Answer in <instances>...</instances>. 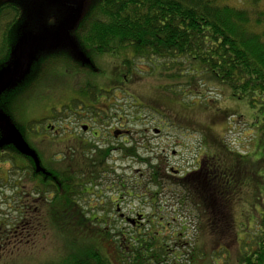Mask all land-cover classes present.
I'll return each mask as SVG.
<instances>
[{
  "label": "trees",
  "instance_id": "16d2710c",
  "mask_svg": "<svg viewBox=\"0 0 264 264\" xmlns=\"http://www.w3.org/2000/svg\"><path fill=\"white\" fill-rule=\"evenodd\" d=\"M20 11L14 2L0 3V72L11 64L14 56L16 45L11 32L20 17ZM73 37L78 53L72 54L77 60L71 59L69 62L77 64V69L79 63L89 67L95 63L93 66H97L96 57L99 55L117 54L121 50L128 54L123 55L122 59L126 71L117 74L115 82L111 83L117 91H124L121 86L124 81L126 90L132 92L133 85L138 82L131 73L132 65L145 62L148 64L146 70H158L157 76L163 78V86L170 92H184L187 96L196 94L200 98L203 94L201 87L205 82H216L226 86L232 96L247 100L253 109V124L259 130L255 146L260 148L255 150L259 159L255 162L249 160L247 153L233 151L227 146L225 148L224 141L212 133L209 121L196 119L191 108L176 104L171 96L160 97L157 94L159 101L155 103L133 93L139 103L146 104L144 107L153 109L158 115L166 117L165 111L169 112L173 116L172 120H168L170 125L173 123L177 128H188L194 132L203 130L201 148L206 147L202 139L214 144L212 154L202 151L200 158L194 161V170H188L178 178L167 173L169 170L161 165L163 161L160 155L158 163L154 165L147 157L139 156L140 161L145 160L152 172L151 181L159 185V179L169 177L171 185H177L187 193L185 197L191 199L199 210V219L205 222L210 243L216 242L219 237H227L230 210H234L236 201L245 199L242 206L252 211V217H245L244 220L249 222H241L242 238L237 233L232 237L238 247V264H264V0H97L87 17L78 21ZM55 57L68 60L65 53ZM109 64L111 70L118 71V63L113 64V59ZM77 69L73 72L71 68L70 75L74 77V73L78 74ZM99 72L103 73L102 70ZM95 76L88 74L83 80L76 79L74 84H78V90L69 102L75 109L82 105L83 114L103 120L102 112L96 106L101 97L112 94L99 90L93 83ZM8 81L0 89V112L7 115L5 118L32 153L17 146L0 125V163L8 164L4 175H0V189H11L13 199L16 197L21 204L17 220L0 218V251L5 242L31 234L41 223H35V208L43 207L49 211L46 215L52 221L61 218L63 224L68 225L65 228L73 233V224L83 233L93 231L89 226L91 222L106 223L107 212L98 216L97 212H91L90 206L84 208L80 201L85 194H93L95 187L103 185V177L109 173L118 178L117 184L107 179L118 185L116 198L132 193L131 189L124 190L121 184L126 185V182L111 166L108 159L110 149L99 148L92 141L69 140L63 136L60 139L52 137V142L46 141V138L35 140L33 136L36 133L31 134L32 129L35 124L42 128L45 118L26 120L22 99L26 94L27 82L19 85L18 90L10 91ZM127 85L132 89H128ZM193 102L191 104L200 107L199 102L194 99ZM65 109L64 105L60 111L51 109V120L64 118ZM210 110L213 112L210 117L212 121H216V118L224 120L228 113L221 107ZM136 111L139 114L135 117L138 118L143 109L136 108ZM74 113L78 120L85 119L80 113ZM196 121L204 126H195ZM34 143L53 146L54 152H51L50 158L60 161L63 168L53 169L49 163L51 159H44ZM117 144L124 155L127 152L136 155L133 145L127 148L122 142ZM65 152H69L68 157H60ZM261 170L258 176L256 172ZM25 179L31 185L23 194ZM104 191L100 189L95 195L101 196ZM157 194L154 191L151 195L152 204ZM247 195V198L252 199L251 202L246 201ZM53 202L59 207H52ZM108 204L110 211L114 206ZM38 205L40 207H36ZM56 209L58 213L51 211ZM112 230L114 226L110 229L94 228L96 238L92 243H84L76 248L72 255L63 260V264H112V256L117 264H145L150 259L165 261L167 250L164 237L158 231L157 234L146 233L153 234L148 237L138 233L136 238L131 236L125 239L121 230L116 233Z\"/></svg>",
  "mask_w": 264,
  "mask_h": 264
},
{
  "label": "rangeland",
  "instance_id": "374dc122",
  "mask_svg": "<svg viewBox=\"0 0 264 264\" xmlns=\"http://www.w3.org/2000/svg\"><path fill=\"white\" fill-rule=\"evenodd\" d=\"M3 2H14L21 9L20 17L14 24L11 32L15 45L23 41L52 40V38L58 35L61 23L73 16L75 12L74 7L68 5L64 0H0V3ZM96 2L97 0H82L79 20L85 16L87 17ZM76 27L77 24H74L67 31V36L74 40L72 41L75 45L77 43L73 34ZM61 48L72 52L71 47L67 45L54 46L52 48L30 47L25 55L31 54L32 57L25 63L21 72L10 78L7 82V85H11L10 91L18 90L19 85L27 82L25 83L26 94L22 99L26 120L50 116L51 109H62V106H67L75 95V78L70 75L72 71L70 69L73 68V72H76L77 64L70 63L64 57H55L60 54L58 51ZM73 52L75 54V51ZM53 53H55V56L52 55ZM123 55H126V53L124 54L121 50L117 54H103L96 57L98 63L96 67L103 71L102 74H99V77L95 76V79H93V83L99 90L106 91L107 86L113 83V81L115 82V76L119 73L123 74L126 71L125 64L122 62ZM103 56L105 57L103 58ZM74 59L76 58L74 57ZM112 59L113 64L118 63L119 72H115L114 69L111 70L109 63L110 61L112 62ZM133 65L131 73L135 75V80H138L133 85L135 90L133 89L130 92V90H126L123 87L124 91L119 90L115 92L117 97L116 95L115 97L112 96L110 99L104 100V102L109 103L110 101H114V105H112L114 107L111 106V111L114 117L116 114V122L117 116L122 115L124 117L123 120L127 121L126 124H129L131 130L139 129L140 124L144 121L148 122L149 126L153 124L156 126L161 125L162 132L160 136L148 142L149 152L145 154L146 156L158 154L162 157V161L168 165V168L172 167L183 172L194 168V161L200 158L202 151L212 154L214 144L211 141L202 139L203 146L206 145V147L201 148L200 136L201 134L204 135L203 130L194 132L190 129V131L187 130L188 128H177L175 124L173 126L170 125L168 120H172L173 116H170L169 112L165 111L166 117L158 115L153 109L144 107L147 106L146 104L139 103L133 93L137 94L136 96L147 97L155 103L159 101L157 94L160 97L171 96V99L176 101V104L191 108L192 114L196 119L202 118L200 119L201 121L210 122L212 133L215 137L224 141L225 148L228 147L233 151L247 153L249 154V160L253 162L259 159L258 153L255 152L256 149H260L258 146L255 148L259 137V130L256 124H253V109L249 107L246 99H238L232 96L226 86L216 82H205V85L201 87L203 94L200 98L196 97V94L187 96L184 92H170L164 88L163 84L165 82L163 78L157 76L158 70H146L148 69V64L145 62H137ZM77 72L81 77L79 79L83 80L90 70L84 69V66L80 64ZM77 86L78 84L76 83ZM127 88L132 89L130 85H127ZM193 99L199 102L200 107L191 104L194 103ZM18 104L20 105V103ZM219 107L222 110L226 109L228 113L224 120L216 118V121H212L210 117H212L213 112L210 109L215 111ZM72 108L74 107L72 106ZM136 108L143 109L138 118L135 117L139 114L136 113ZM3 115L7 118L6 114L3 113ZM64 118H61V120ZM159 120L163 122L159 123ZM52 121H54L52 123L55 125H61L59 121L56 122L57 120ZM179 123V126H181L182 123L180 121ZM195 126L201 127L204 125L196 121ZM152 133L150 130L148 136L153 137ZM133 137L137 136L132 135ZM35 140H39V137H36ZM53 140L52 137L46 139L49 142ZM139 143L142 144L140 138ZM34 145L39 147V151L44 159H51V152H54L53 146L44 143H34ZM54 145L56 148V144ZM141 152L144 154L143 150ZM117 157L119 156L117 155ZM130 157L128 156L124 160H116L114 164L116 166L115 173L122 175L120 178H123L122 180L126 182V188L132 190L130 195H124V200L120 203V212L132 218H135L137 213L143 214L144 224L137 228H131L129 222L121 220L115 207H112L108 211L109 204L107 197L112 191L105 190L101 197H97L95 194H85L80 201L83 207L88 208L90 206L91 212H97L98 216L102 212L104 213V211L105 213L107 212L105 214L107 216L106 223H102L101 221L98 223L91 222L89 226L92 227L93 231H84L83 233L73 227V224L71 226V229L75 231L73 233L71 230L68 231L65 228L68 225L63 224L61 218V220L52 221L46 215L49 211H45L43 207L39 209L35 208V223L38 221H41V223L37 224L31 234L17 240L14 238L5 242L2 251H0V264H63V260L68 255H72L76 251V248L84 245V243L85 245L92 243V240L96 238L94 228H99V230L102 227L110 229L113 226L114 230L112 231L116 233L121 230L125 234V239L131 236L136 238L138 233L145 234L148 237L149 235L157 234V231L160 233V236L164 237V247L167 250V256L165 255L166 258H164L165 261L156 262L150 259L145 264H238V247L232 240V237L237 233L239 238H242L243 233L240 230L241 222H249V220H244L245 217L247 219L252 217V211L242 206L245 199H239L240 203L236 201L233 206L234 210H230L227 237H219L216 239V242L210 243L208 242L205 222L199 219V210L190 201L191 199L185 197L187 193L181 187L171 185V182L168 181L169 177L159 179V185L157 182H152V172L148 166H140V164L135 163V160ZM149 161L151 165L158 163V160L152 157L149 158ZM49 163L53 169L59 170L63 168V164L60 161L51 159ZM7 168V163H0L1 176L4 175ZM140 172L143 174H140ZM260 173H262V170L256 172L258 176ZM28 179H25L23 182V194L31 185ZM103 179L101 182L103 185L111 182L117 184L118 181V178L113 174H106ZM107 179H112L113 181L110 182ZM117 186L115 185V189ZM256 188L257 185L254 186L255 190ZM154 191L158 192L154 203L155 209H153L154 204L150 201ZM33 195L37 196L36 194ZM13 196L14 193L11 189H0V198L2 199L0 202V218L2 220L4 218L7 221H15L19 217L21 204L16 197L13 199ZM247 197L248 195L246 196V201L251 202L252 199ZM101 200L103 202L99 204ZM54 202L51 206H58ZM36 207H40V205ZM51 211H57L58 213V209ZM38 217L41 219H38ZM149 232L153 234L147 235L146 233ZM221 239L223 240L220 241ZM72 243H75V245ZM214 258H216L215 261L213 260ZM114 259V256H112V264H117Z\"/></svg>",
  "mask_w": 264,
  "mask_h": 264
},
{
  "label": "flooded vegetation",
  "instance_id": "af4514ba",
  "mask_svg": "<svg viewBox=\"0 0 264 264\" xmlns=\"http://www.w3.org/2000/svg\"><path fill=\"white\" fill-rule=\"evenodd\" d=\"M58 52L65 53L68 57V61L71 59H74V56L70 50H64L61 48ZM54 54L55 53H53L52 55H54ZM104 57L105 56H103V58ZM79 65H80V63L78 64V67H79ZM82 65L84 66L85 69L90 70V72L88 74L99 76L100 72L98 73V71L100 69H97L96 66L95 67L93 66V65H96L95 63H92V65L90 67L86 66L85 64H82ZM74 77H75V80L81 78L79 73L78 74L75 73ZM125 81H126V79H125ZM121 83H122L121 86L124 87L125 82L123 81ZM77 90H78V88L74 84V92L77 93ZM116 91H117L116 86L113 84H109L107 86V90L105 92H108V93L110 92L111 94L113 92L112 96H115ZM112 96L109 94L108 96L101 97L100 103L96 106V108H98L102 112L103 120L91 118L89 114L84 115L82 108H81L82 105H78L77 108L73 110L72 104L69 103L65 109V114H66L65 118L61 121L59 120V122L61 123L60 126L52 123L54 121L51 120V115L46 116L42 128H41V125L37 124L35 127H33L31 134L36 133V136H34V139L36 137L37 138L39 137L40 140L45 139V138L46 139L51 138V137L61 138L63 136L69 140L74 139L76 141H78V140H80V141H84V140L92 141L96 145H98L99 148L107 147L110 149L108 159L111 162H113L111 166L114 168H116V166L114 165L116 163V160L117 161L120 159L124 160V159H127L128 156H131L130 158L131 159L133 158L135 160V163L140 164V166H143V165L147 166V164H146L145 160L140 161L139 156L144 157V158L147 157L148 159L152 157L155 160H158L157 159L159 157L158 154L149 155V156H146L145 154H147L149 152L148 151V149H149L148 142L151 141L152 139L160 136V134L162 132L161 125L156 126L153 124L152 126H149L148 122L144 121L142 124H140L139 129L131 130L129 127V124H126L127 121L123 120L124 117H122V115L117 116V122H116V120H115L116 117H114V114L111 111L112 107H114V106H112V105H114V101H110L109 103L104 102V100L110 99ZM60 110H61V108H59V111ZM120 110H122V109L120 108ZM74 112L80 113V115L84 116L85 119L83 118V120H81V121L78 120L76 118V115ZM56 122H58V121H56ZM160 122H163V121L159 120V123ZM171 125L173 126L174 124L172 123ZM150 130L153 132L152 133L153 137L148 136ZM132 135H136L137 137L132 138ZM139 138L142 140V144L139 143ZM120 142L124 143L127 148H130L133 145L136 149V155H133L130 152H127L124 155L123 151L120 150V147L119 148L117 147L118 146L117 143H120ZM110 145H112V147ZM142 150L144 151V154L141 152ZM61 154H62V156H60V157H68L69 152H65V153H61ZM117 155L119 157H117ZM162 163L163 164H161V165L165 166L166 169L169 170L167 173H170L173 176H177V178L181 177L187 173V171L180 172L179 170H176L172 167L168 168V165L166 163H164V161ZM194 164H195V162H194ZM191 170H194V169H191ZM140 174H143V173L140 172ZM108 180L111 181L112 179H108ZM121 185H122V187L124 186L123 187L124 190L127 189L126 185H124V184H121ZM119 187H121V186H119ZM96 188H97V190H96ZM100 189L112 191V192H110L109 196L107 197V201L116 208L118 215L122 219L129 222V224L133 227H138V226L144 224V221H143L144 215L143 214L137 213L136 217L132 218V217L125 216L122 212H120V203L124 200L123 197L125 194L116 198V191L117 190L115 189V185L113 183H111V184L108 183V184H104L103 186L95 187V192H99ZM95 192L93 191V194H95ZM96 196L101 197L100 195H97V194H96ZM102 202L103 201L101 200L99 203H102Z\"/></svg>",
  "mask_w": 264,
  "mask_h": 264
},
{
  "label": "water",
  "instance_id": "95a60500",
  "mask_svg": "<svg viewBox=\"0 0 264 264\" xmlns=\"http://www.w3.org/2000/svg\"><path fill=\"white\" fill-rule=\"evenodd\" d=\"M68 5L74 7L73 16L65 20L59 26L60 30L57 33L58 35L55 38H52L50 41H23L22 43H18L15 46L14 56L12 62L9 66H7L4 70L0 72V89L3 84L14 77L16 74L20 73L22 68L25 66V63L30 60L32 57L31 54L28 56L25 55L26 51L30 47L34 48H52L54 46H62L67 45L71 47L72 52L75 51L77 53V45L74 44V40L70 39L67 36V31L74 25L77 24V21L80 17L82 0H64ZM73 40V41H72ZM0 125L4 128L6 132V136L11 138L13 142L21 147L24 151L32 153L27 146L20 140L16 130L11 126V124L7 121L5 116L0 112Z\"/></svg>",
  "mask_w": 264,
  "mask_h": 264
}]
</instances>
